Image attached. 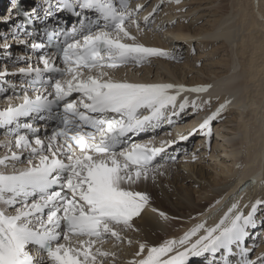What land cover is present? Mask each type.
Wrapping results in <instances>:
<instances>
[{
    "label": "snow or ice",
    "instance_id": "6c2138e0",
    "mask_svg": "<svg viewBox=\"0 0 264 264\" xmlns=\"http://www.w3.org/2000/svg\"><path fill=\"white\" fill-rule=\"evenodd\" d=\"M172 3L187 11L182 0H159L141 21L145 5L132 0H39L29 10L9 0L0 15V25H10L0 33V53L11 63L0 65V93H13L0 109V264H117L118 252L104 248L109 239L113 248L135 249L125 264H264V251L253 259L248 243L264 229V198L242 204L233 196L222 205L221 197L210 215L190 217L196 222L181 235L159 241L138 226L149 208L164 222L180 219L152 207L142 186L167 173L177 159L168 154L173 146L197 135L210 146L213 124L231 103L213 110L212 98L201 96L210 84L115 76L153 57L177 59L138 39ZM59 13L76 20L66 26ZM10 39L28 51L13 56ZM17 76L19 83L9 79ZM189 112L206 115L186 133L135 139L171 129Z\"/></svg>",
    "mask_w": 264,
    "mask_h": 264
},
{
    "label": "bare ground",
    "instance_id": "6f19581e",
    "mask_svg": "<svg viewBox=\"0 0 264 264\" xmlns=\"http://www.w3.org/2000/svg\"><path fill=\"white\" fill-rule=\"evenodd\" d=\"M194 1L192 0L191 2ZM202 1L205 2V4H203L205 7L207 5L215 6V4L218 3L213 11L214 18L210 21L209 25L199 30H192V27L181 25L182 21H179V26L177 28L175 26L173 27L174 29H170V23H166L168 27L166 31L167 37L169 34L173 37L165 38L166 40L164 39V43L156 41L155 38H152L148 33L138 37V39L147 46L161 47L159 43L164 44L162 47L171 49L174 53L176 52L175 56L177 58L180 55L178 50L184 47V45H188V48L192 50L196 47L194 46V42L197 41L196 43L199 46V59L210 62L209 64H205L201 69L203 77H197L191 80L187 78L188 73H183L184 68H194V63L191 64L187 59L184 68L180 69L182 79L177 78L175 75L169 77L165 74L164 78L161 77V80L171 83H183L188 86L210 84L212 86L210 91L201 94V96L203 98H212L213 110L219 102H223L225 99L231 101L227 109L222 113L221 118L213 124V128L216 129L215 131L217 133V138H215L216 140L213 143V147H211L212 145L209 146L208 138L203 136L198 139L197 147L194 148L197 151L200 147L196 152L197 154L201 152L199 153L200 156H207V152L211 150V154L209 155L210 158H207V161L211 159L214 165L213 168L218 170L214 183H210V173L207 172L208 170L206 169L208 168H206V166L201 169H196V164L185 163L188 165L183 168L180 165L170 164L164 176H159L155 183L148 182L146 185L142 186L151 194L152 207L165 212L170 218H180L170 219L168 222H164L159 218L158 213H153L150 208L147 209L143 220L139 222L138 226L142 230V235L153 241H159L169 236L181 235L196 222L191 220L190 217L196 216L198 219H203V217H198V213L201 212L210 215V206L221 197H224L222 205L228 202L233 196L237 200H240L242 204L254 202L258 198H264L262 197L264 194V180L260 181L261 176L264 177V112L261 110L263 112L262 116L258 117L257 115L254 121L249 118L246 119L250 117L249 115L251 114L253 117L257 108L264 110V0ZM53 2H55V0H53ZM155 2L153 4L151 3V7H148L149 9L147 10L145 9L143 13L148 14L155 6ZM195 2H197V0ZM137 3H140V1L132 0L133 7ZM8 4L9 0H0V15H6L5 10L9 6ZM38 5L39 0H23V8L25 10H29L31 7ZM166 5L164 6V13H167L169 20L177 14V16L181 15V13L171 12L170 9H167ZM192 9L194 10L195 8ZM58 17H63L65 21L70 23H74L76 20L74 15L68 13H59ZM49 23L52 22L49 21ZM205 24L207 23H204V25ZM6 27L7 26L0 25V33L8 32ZM182 33L187 37L186 40L183 39L184 36L183 38L181 37ZM191 34L196 35L197 39H195V41L194 39L192 41L190 40ZM22 36L23 34H21V37ZM218 41L220 42L219 44L217 43ZM9 43L13 44L11 50L13 56L18 55V53L14 52L15 49H17L15 42L10 39ZM234 43L240 45L239 50L235 49L240 52L241 56L239 52H237V55L242 57L243 62L239 61L241 58L237 60L236 56L233 54L234 48L232 45H234ZM238 44H236L235 47H238ZM28 54L30 55L31 53L29 52ZM196 61H198V59H196ZM4 64H7L11 69L10 61L0 53V65ZM166 65V67L171 66L170 64ZM19 66L25 65L21 64ZM136 67L137 66L128 65L122 67V69L113 71L115 76L120 79H127L133 82L156 83V81L152 80L149 76H141L143 71ZM127 74H129V76ZM9 79L15 83H19L20 78L17 76L9 77ZM252 93H255L254 97H250ZM191 95L194 96L195 94ZM217 97H219V101H217ZM1 103H8L7 98L2 99ZM224 113L229 119L223 127V122H220L222 121ZM190 115L192 114L189 112V114L183 116L176 124L175 129L178 130V133H186L196 125L206 113L201 112L199 115H192L188 118ZM249 122L251 123L249 124ZM221 128L222 130L224 129V131L226 130L227 133L220 130ZM168 129L169 128L166 127L156 131L157 142L159 139L171 138L165 135L160 136L161 133L169 131ZM224 134L226 136H223ZM151 135V132L147 133L145 139H148ZM158 136L160 137L158 138ZM218 136L223 138L225 143L220 142ZM235 136H238L239 139ZM235 138H237V140ZM193 139L194 137H191L188 141H182L178 145L173 146V148L168 149V154L172 155L178 150L180 152L183 150V152L186 153L181 154L182 158L186 157L188 154H191L192 157L194 153L188 150L193 144ZM0 140H4V136H1V134ZM3 152L4 149L0 148V154H3ZM189 157L187 159L188 161L190 160ZM228 163L231 164L228 165ZM180 182L189 183V185L187 188H184L183 191H180L175 187V184L179 185ZM190 183H192V186H190ZM208 183H210V185H208ZM192 187H201L199 191L204 190L208 192V197L204 200L195 198L196 195L198 196L199 191H194L195 189ZM222 205H216V208H220ZM216 208H212L211 212H215ZM258 215L264 216L263 212H260ZM216 218L213 216L212 219L209 220V223H213ZM262 240V238L256 240V238L253 237L248 243L253 247L257 246L258 242L260 245L264 243ZM114 243V240L109 239L108 242L104 244V248L117 251L119 259L121 258V262L117 261V264H125L135 249L128 248L126 245H121L120 247L123 249L121 251L120 249L113 248ZM260 247L264 250L263 245ZM252 258L254 259L255 255ZM197 264H202V262L197 261Z\"/></svg>",
    "mask_w": 264,
    "mask_h": 264
},
{
    "label": "rangeland",
    "instance_id": "374dc122",
    "mask_svg": "<svg viewBox=\"0 0 264 264\" xmlns=\"http://www.w3.org/2000/svg\"><path fill=\"white\" fill-rule=\"evenodd\" d=\"M135 1V0H134ZM140 1V4H144L145 5V7H144V9L140 12V14H139V19L141 20V21H143V17L144 16H146V15H148V14H144L143 12H145V9L147 10V9H149L150 7H151V5L155 2L156 4H158L159 3V0H139ZM192 1V0H191ZM190 0H182V3L178 6L179 8H181V9H184V8H186L187 9V11H177V5H175L174 3H172V4H167L166 5V7H167V9H170L171 10V12H174V13H181V15H179V16H175V17H173L172 19H168L169 17H168V15H167V13H164L165 12V10H164V7H163V11H160V12H158L157 14H156V16H155V19H154V22L153 23H151V28L153 29V31H146L144 34H142L143 36L144 35H146L147 33L150 35V36H152V38H155V40L156 41H160V43H164L165 42V40L167 39V38H169V37H173L171 34H169L168 35V37H167V30H168V27L166 26V23H170V25H169V28L170 29H174L173 27H175L176 26V28L179 26V21H182L181 23V25H186V27H192V30H199V29H201L202 27H204V26H206V25H209L210 24V21H212L213 20V11H214V8H216L217 7V5H218V3L217 4H215V6H212V5H207L206 7H205V5H203V4H205V2L204 1H202V0H197V2H195L194 0V2H191ZM202 2V3H201ZM152 3V4H151ZM155 4V5H156ZM9 5V4H8ZM133 6V5H132ZM135 6V5H134ZM210 6H212V7H210ZM9 7V6H8ZM8 7L6 8V10H5V13L7 14V9H8ZM149 7V8H148ZM192 8H195L194 10L192 9ZM199 8V9H198ZM152 10V9H151ZM151 12V11H150ZM1 14H4V13H1ZM166 14V15H165ZM167 16V17H166ZM210 18H211V20H210ZM167 20H169V21H167ZM173 20H175L176 21V24H175V26H173L172 24H171V21H173ZM207 20H208V22H207ZM158 21V22H157ZM162 21V22H161ZM166 21V22H165ZM177 21H178V23H177ZM204 23H207V24H205L204 25ZM178 24V25H177ZM162 25H163V27H162ZM157 28H159V29H161L160 31H156V29ZM166 29V30H165ZM163 34H165V35H163ZM171 35V36H170ZM192 36L190 37V40L192 41L193 39H194V41H195V39H197V37H196V35H194V34H191ZM143 36H141V37H143ZM183 36H184V38H183ZM181 37L184 39V40H186L187 39V37L184 35V33H182L181 34ZM161 38V39H160ZM166 38V39H165ZM165 39V40H164ZM197 41H195L194 42V46H196L194 49H189L188 48V45H184V47H182L180 50H178V52H180V55L178 56V58L176 59V60H168V59H164V58H150V60L149 61H147L146 63H144V64H142V65H140V66H137L136 68H138L139 70H142L143 72H142V74H141V76H149L152 80H154V81H156V83H159V82H161L162 80H161V77L162 78H164V75L165 74H167V76H169V77H171V75H175L177 78H179V79H182L181 78V74H180V69L181 68H184V66H185V61L188 59L190 62H191V64H193L194 63V68H192V67H187V68H184V74L187 72L188 74H187V78L189 79V80H191V79H194V78H197V77H203V74H202V72H201V69L204 67V65L205 64H209L210 62L209 61H205V60H203V59H199V57H198V55H199V50H198V48H199V46L197 45V43H196ZM159 43V45L162 47L164 44H160ZM218 44L220 43L219 41L217 42ZM239 43V42H238ZM238 43H234V45H232V47L234 48L233 49V54H234V56H236V58H237V60H239V58H241L239 61L241 62L242 61V57H240L241 56V54H240V52L238 51L239 50V44ZM236 44H238V47H235L236 46ZM218 46V45H217ZM189 50H188V49ZM193 48V47H192ZM238 49V50H236V49ZM15 49V48H14ZM21 48L20 47H17V49H15V50H20ZM184 49V50H183ZM235 50V51H234ZM237 52H239V55L240 56H238L237 55ZM236 53V54H235ZM174 55H176V52L174 53ZM159 59V60H158ZM196 59H198V61H196ZM193 60V61H192ZM155 61V62H154ZM157 61V62H156ZM243 62V61H242ZM160 64V65H159ZM166 64H170L171 66L170 67H166L167 65ZM184 64V65H183ZM182 71V70H181ZM148 74V75H147ZM157 74H159V75H157ZM162 74V75H161ZM162 82H164V81H162ZM254 91V90H253ZM253 94V93H252ZM251 94V96L250 97H254L255 95V93L252 95ZM257 106H259V105H257ZM260 107V106H259ZM264 112V110L263 109H259V108H257V111L256 112H254V116L252 117V114L251 113H249V114H251V115H249L250 117H247L246 119H252L253 121H254V118L258 115V117H260V116H262V114H263V112ZM192 115H190L188 118H190ZM229 118L228 117H226V114L224 113V115H223V117H222V121L220 122V123H222L223 122V124H222V126L224 127L225 125H226V122H227V120H228ZM263 120V119H262ZM251 122H249V124H250ZM230 126V125H229ZM212 130H213V132H212V137H211V143H210V146L211 147H213V143L215 142V138H217V133H216V129L215 128H213L212 127ZM220 130H222V128L220 129ZM219 130V131H220ZM222 131H224V129L222 130ZM227 133V131L225 130L224 131V133ZM166 132H164L163 134H165ZM223 136H226L225 134L223 135ZM203 137V135H197V136H194V139H193V144H192V146L190 147V149L188 150V151H190L191 153L193 152V153H195L196 155H197V159L195 160V161H192V157H191V154H188L186 157H184V158H182L181 157V154H184V153H186V152H183V150H182V152H179V153H177L178 155H177V159H176V161L174 162V163H171V164H176V165H180V166H182V168L183 167H185V166H187L188 164H196V169H201V168H204L205 166H206V168H208V169H206V170H208L207 172L208 173H210V176H209V178H210V183H214V179L217 177L216 176V174H218V170H215L214 168H213V163L211 162L212 160L210 159L209 161H207V158L209 159L210 157H209V155L211 154L210 152H211V150H209L208 152H207V156L205 155V156H200L199 155V153H201V152H199L198 154L196 153L198 150H199V148H198V150L196 151L194 148L195 147H197L196 145H197V143H198V139L199 138H202ZM235 137H237L238 139H239V137L238 136H235ZM220 137L218 136V139H219ZM237 138H235L236 140H237ZM220 140V142H222V143H225V140L223 139V138H220L219 139ZM222 145V144H221ZM193 150V151H192ZM222 153V152H221ZM174 154H176V153H174ZM220 154V153H219ZM190 156V157H189ZM193 156V155H192ZM188 157L190 158V160L188 161L187 159H188ZM202 157V158H201ZM186 158V159H185ZM204 160V161H203ZM195 162V163H194ZM185 163H188V164H185ZM185 164V165H184ZM198 164V165H197ZM231 163H228V165H230ZM184 165V166H183ZM212 165V166H211ZM215 170V171H214ZM264 180V177H262L261 176V178H260V181H263ZM210 183H208V185H210ZM188 185H189V183H179V185H176L175 184V187L178 189V190H180V191H183V189L184 188H187L188 187ZM190 186H192V183H190ZM193 189H195L194 191H199L200 189H201V187H199V188H194V187H192ZM208 195H209V193L208 192H205L204 190H202V191H199L198 192V196L196 195V197L195 198H198V199H200V200H204L205 198H207L208 197ZM259 195H260V193H259ZM261 196V195H260ZM262 197H264V194H263V196ZM217 209V208H216ZM215 209V210H216ZM214 210V211H215ZM263 214H264V212H263ZM216 218V217H215ZM264 229H257L256 230V235L254 236L255 238H256V240L258 239V238H262L263 240L262 241H264ZM262 235H263V237H262ZM108 242V241H107ZM259 245V246H258ZM264 246V243H261V245H260V243L258 242V244H257V246H256V248H255V252H254V254H253V256L254 255H256V253L257 254H259L260 252H262V251H264L263 250V248H261L260 246ZM252 256V257H253ZM121 260V258L118 260V261H120ZM121 262V261H120Z\"/></svg>",
    "mask_w": 264,
    "mask_h": 264
}]
</instances>
